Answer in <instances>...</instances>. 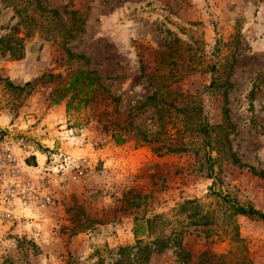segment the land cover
I'll list each match as a JSON object with an SVG mask.
<instances>
[{
	"label": "rangeland",
	"instance_id": "rangeland-1",
	"mask_svg": "<svg viewBox=\"0 0 264 264\" xmlns=\"http://www.w3.org/2000/svg\"><path fill=\"white\" fill-rule=\"evenodd\" d=\"M81 69L94 99L55 104ZM5 152L53 205L0 220V264H264V221L214 193L264 214V0H0Z\"/></svg>",
	"mask_w": 264,
	"mask_h": 264
},
{
	"label": "built area",
	"instance_id": "built-area-1",
	"mask_svg": "<svg viewBox=\"0 0 264 264\" xmlns=\"http://www.w3.org/2000/svg\"><path fill=\"white\" fill-rule=\"evenodd\" d=\"M16 162L14 156L6 152L0 153V220L12 225H19L14 213L17 208L36 207L46 210L53 205V199L45 193L53 185L52 179L46 177L41 181H22V170L16 167ZM56 173L60 183L66 185L81 182L86 176L87 169L77 165L72 158L64 157ZM100 174L105 175L103 171ZM41 238L44 239V235H41Z\"/></svg>",
	"mask_w": 264,
	"mask_h": 264
},
{
	"label": "trees",
	"instance_id": "trees-1",
	"mask_svg": "<svg viewBox=\"0 0 264 264\" xmlns=\"http://www.w3.org/2000/svg\"><path fill=\"white\" fill-rule=\"evenodd\" d=\"M2 43H4V41ZM16 51H18V50L15 49L14 52L12 51V58L17 59V60L22 59L23 55L20 54L17 56ZM69 54H71V53L69 52ZM76 57L83 59L82 56H76ZM48 77H50V76L43 75V77L35 83H41L43 81V79H46ZM99 84H100V77L97 75V73L95 71H89L86 69H81L74 74V76L68 82L67 86H65V88L62 89V91L64 92V95L61 98V100H57L55 102V104H59L69 94H71V97L68 100L69 108H70V102L74 101V100H79L83 104L84 103L88 104L90 101H92L94 99V94H93L92 90L94 88H96ZM32 86H33V84L28 83V84H26L24 89L32 88ZM153 99H154V97H150L149 100H147V102L150 103ZM167 151L177 152V151H182V150L167 148ZM211 151H212V148H210V153H208V154H211ZM211 156L212 155H210L209 157L211 158ZM232 157L235 158V155H233ZM238 162H239V160L235 159L234 163H238ZM212 176H213V171L210 173V177H212ZM214 193H216L217 196L223 200L224 204H226L229 208L233 209V212L235 214L246 216L249 218L258 217L259 219L264 221V214L263 213L253 209L252 207L246 208L244 206L239 205L240 203H238L237 200L232 198L230 195L224 194L223 192H214ZM192 203L193 202H187L186 204H192ZM157 221H158V217L155 218L154 221L147 222L146 226L144 225L145 222H140L139 220L136 221L135 229H134V235H135V238L137 241V245L140 246L141 244H144L143 238L147 239V238L153 237V234H154L153 224H154V222H157ZM168 239L169 238H165V236L159 235L157 237V239L153 242V244L158 246L159 249H166V248L170 247Z\"/></svg>",
	"mask_w": 264,
	"mask_h": 264
},
{
	"label": "crops",
	"instance_id": "crops-1",
	"mask_svg": "<svg viewBox=\"0 0 264 264\" xmlns=\"http://www.w3.org/2000/svg\"><path fill=\"white\" fill-rule=\"evenodd\" d=\"M33 173L32 170H26V174Z\"/></svg>",
	"mask_w": 264,
	"mask_h": 264
}]
</instances>
